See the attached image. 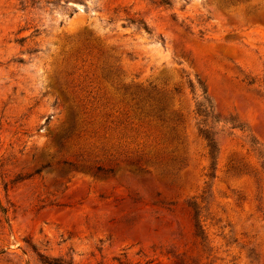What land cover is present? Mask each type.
Instances as JSON below:
<instances>
[{"label":"rangeland","instance_id":"obj_1","mask_svg":"<svg viewBox=\"0 0 264 264\" xmlns=\"http://www.w3.org/2000/svg\"><path fill=\"white\" fill-rule=\"evenodd\" d=\"M170 2L0 0V264H264V0Z\"/></svg>","mask_w":264,"mask_h":264},{"label":"trees","instance_id":"obj_2","mask_svg":"<svg viewBox=\"0 0 264 264\" xmlns=\"http://www.w3.org/2000/svg\"><path fill=\"white\" fill-rule=\"evenodd\" d=\"M160 2L162 3V4H170L171 2H170V0H160ZM145 28H147V26L145 25ZM213 146V145H212Z\"/></svg>","mask_w":264,"mask_h":264}]
</instances>
